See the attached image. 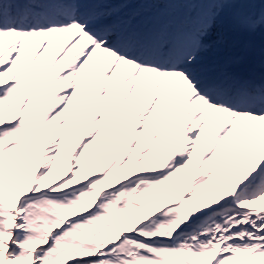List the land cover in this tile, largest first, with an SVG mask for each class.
Wrapping results in <instances>:
<instances>
[{
	"label": "bare ground",
	"instance_id": "1",
	"mask_svg": "<svg viewBox=\"0 0 264 264\" xmlns=\"http://www.w3.org/2000/svg\"><path fill=\"white\" fill-rule=\"evenodd\" d=\"M128 1L131 5L141 3V0ZM181 1L189 2L177 0V3ZM195 3L201 2L193 0ZM242 5L257 18L253 30L264 38V0H231V6L225 7L229 10V23ZM10 10L0 7V71H3L0 91L6 93L9 100L15 93L22 98L32 97L35 88H39L43 101L39 104L44 105L39 110L41 119L62 107L59 119L65 120L63 127L69 124L71 114H75L72 121L77 122L85 134L100 125L110 133L111 158L105 173L130 145L136 147V153L148 144L162 153L167 150V158L161 166L167 168L184 158L185 141L194 138L191 161L194 169L199 170L207 154L211 160L208 168H212L211 162L216 164L198 205L204 216L191 227L190 241L204 244L206 264L224 245L239 246L237 241L244 246L264 244V117L239 115L233 119L231 113L206 104L199 97V83H195L205 74L203 70L215 65L218 71L217 64L222 62L225 41L220 38L219 26L212 27L205 48L184 70L175 75H160L155 68H141L132 54L117 58L110 51L92 47L84 36L77 40L81 32L78 25L33 32L29 31L30 27L38 24L30 21L15 30L16 20L12 21ZM63 72L68 73L67 80L62 79ZM55 73L59 77H55ZM137 135L141 144L135 143ZM67 156L69 158L71 153ZM257 168L263 171L259 180L229 202L227 198ZM141 172H149V169ZM196 176L192 185L201 179ZM222 192L227 196L221 203H226L227 207L213 208ZM19 194V197L24 195ZM242 199L241 210L234 211L233 205ZM14 212L18 213L16 208ZM12 235L11 232L0 248V264H37L33 248L26 261L9 260L7 250L16 246Z\"/></svg>",
	"mask_w": 264,
	"mask_h": 264
},
{
	"label": "rangeland",
	"instance_id": "2",
	"mask_svg": "<svg viewBox=\"0 0 264 264\" xmlns=\"http://www.w3.org/2000/svg\"><path fill=\"white\" fill-rule=\"evenodd\" d=\"M38 90L35 88V94L27 98L15 93L10 100L0 91V123L10 125L0 130V248L12 232L11 240L16 246L7 250L9 260L26 261L33 248L37 264H62L92 255L98 256L94 264H206L204 244L190 241V230L204 216L198 205L216 162L208 168L211 160L207 154L205 163L197 166L199 170L194 169L191 161L195 139L185 141L182 160L169 164L156 177L129 180L134 172L156 170L164 161L160 149L150 144L140 153L130 145L114 167L98 180L82 190L60 193L97 173L110 160V133L100 125L93 126L73 153L72 173L65 178L67 154L79 143L80 129L72 121L75 114L69 116V124L63 127L65 120L59 119L62 107L45 116L36 128ZM36 137H40L42 154L36 148ZM141 142L137 135L135 143ZM38 164L40 174L30 188V176ZM193 175L201 179L192 185L190 195L178 206L156 214L189 191ZM120 183L119 189L101 198L91 214L65 222L89 209L99 189ZM21 192L38 195L23 199L16 217L13 208ZM225 195L221 193L213 208L217 209ZM243 201L238 200L234 210H240ZM53 230L55 233H50ZM115 242L118 244L113 245ZM238 243L239 246H222L209 264H264V244Z\"/></svg>",
	"mask_w": 264,
	"mask_h": 264
},
{
	"label": "water",
	"instance_id": "3",
	"mask_svg": "<svg viewBox=\"0 0 264 264\" xmlns=\"http://www.w3.org/2000/svg\"><path fill=\"white\" fill-rule=\"evenodd\" d=\"M95 261L94 258H87V259H84V260H78L74 263H69V264H87V263H90V262H93Z\"/></svg>",
	"mask_w": 264,
	"mask_h": 264
}]
</instances>
